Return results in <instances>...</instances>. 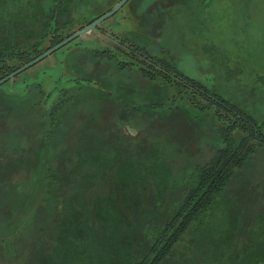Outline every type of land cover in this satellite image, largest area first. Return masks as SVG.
<instances>
[{
    "label": "rangeland",
    "instance_id": "374dc122",
    "mask_svg": "<svg viewBox=\"0 0 264 264\" xmlns=\"http://www.w3.org/2000/svg\"><path fill=\"white\" fill-rule=\"evenodd\" d=\"M119 1L65 11L60 32L67 36ZM100 28L236 94L264 120V0H131ZM114 48L93 31L0 87V264H135L154 243L152 229L164 226L149 214L167 209L171 191L181 196L196 165L224 146L214 107L137 68H110L114 86L103 92L70 88L53 122L61 91L74 84L69 64L88 70L87 52ZM102 67L108 62L95 69ZM206 219L192 223L161 264H264V146Z\"/></svg>",
    "mask_w": 264,
    "mask_h": 264
},
{
    "label": "trees",
    "instance_id": "16d2710c",
    "mask_svg": "<svg viewBox=\"0 0 264 264\" xmlns=\"http://www.w3.org/2000/svg\"><path fill=\"white\" fill-rule=\"evenodd\" d=\"M0 1L3 3L0 4V80L75 32L67 36L60 32V22L65 11L79 10L78 13H80L82 9H92V0ZM24 9L28 11L24 12ZM103 14L92 18L87 25ZM36 27L40 28L39 34H36ZM46 43H49L47 47H45ZM131 55L128 53V56ZM124 59L123 64H127L130 70L137 68L143 78L159 81L167 86H177L184 96L188 94L205 101L209 107L202 105V108L214 107L223 121L218 128V133L224 146L216 148L207 163L196 165L188 184L179 188L182 191L181 196H177L178 191L174 189L171 191L170 201L166 200L167 209L158 207L156 213L152 212L149 214L151 217H147V220H153L155 223L162 222L164 226L152 229L155 234L154 243L148 246L145 243L142 257L135 264H161L192 223L200 221V224H203L207 220V216L217 205L218 197L225 193L236 171L244 169L255 152V147L264 146V120L262 122L258 120L259 117L255 111L259 108H246L235 101L239 98L236 94L216 89L214 85H208L188 76L175 67L173 60L159 61L160 66L157 63L151 65L145 61L137 63L129 58ZM63 106L65 101L53 107L50 114L53 122L59 112L58 108ZM239 133L243 136L237 140L236 134ZM97 161H100V157ZM0 198L4 199L2 196ZM59 202V209L63 211L65 206L67 208V201L62 199ZM74 215L69 216L68 221H71ZM69 237H66L65 245L71 240ZM74 239L84 241L79 237Z\"/></svg>",
    "mask_w": 264,
    "mask_h": 264
},
{
    "label": "flooded vegetation",
    "instance_id": "af4514ba",
    "mask_svg": "<svg viewBox=\"0 0 264 264\" xmlns=\"http://www.w3.org/2000/svg\"><path fill=\"white\" fill-rule=\"evenodd\" d=\"M152 4H154V3H152ZM150 5H148V6H150ZM97 31L102 33L105 37L109 38V40L114 43V47H115L114 51L92 50V51L87 52L88 61L92 64V67H90V69H88V70L85 68L84 65L74 66V65L69 64V66H71V68L73 69V70H70V72L72 73V80H70V81H72L71 83H74V84H73V86L67 87L66 89H63L61 91V94L65 96V97H62L61 102H64L69 98V95L71 94L70 88H74L75 86L78 88H82V84H86V87H89L90 85L91 86H97L101 92H103L104 89H106V88L107 89L112 88L114 86L112 84V80L106 79L110 68L115 67V69H117V72L130 71L128 65L123 64V62L125 61L124 58H126V59L129 58L131 61H134L137 63L139 61L140 62L145 61L147 63H150L151 65H153L154 63H157V65H160L159 61H163V62L168 61L169 62L168 56L166 57L163 55V58L159 57V56L156 57V55L152 54L148 48H146L144 46H140L138 43L131 41L129 38L121 37V36H118V35L112 34V33H108L107 31H105L101 28L98 29ZM139 48H141V49H139ZM141 51H143V53ZM162 51H168V50H166L165 47H163ZM128 53H130V55L132 53V55L128 56ZM139 54H142V56L141 55L139 56ZM78 55L79 54L73 53L71 56L76 57L75 60L77 61ZM107 62L109 64V67H107V68L102 67L100 70L95 69L96 65L105 64ZM113 64H115V65H113ZM87 93H89V92L87 91ZM124 126L125 127H123V131L126 133L127 129H128L127 128L128 125H124ZM128 130L131 131V129H128Z\"/></svg>",
    "mask_w": 264,
    "mask_h": 264
},
{
    "label": "water",
    "instance_id": "95a60500",
    "mask_svg": "<svg viewBox=\"0 0 264 264\" xmlns=\"http://www.w3.org/2000/svg\"><path fill=\"white\" fill-rule=\"evenodd\" d=\"M130 0H120L115 6H113L109 11L105 12L103 15L95 19L92 23L88 24L87 26L77 30L73 34H71L69 37L65 38L62 42L55 45L54 47L48 49L44 53H42L40 56L36 57L34 60L30 61L29 63L23 65L13 73L9 74L5 78L0 80V87L3 86L6 82L14 79L16 76L21 74L22 72L28 70L29 68L33 67L34 65L38 64L45 58L49 57L56 51L62 49L63 47L69 45L74 40H76L79 37H82L84 35H87L93 31H96L98 27L105 22L106 20L110 19L111 17L115 16L117 13H119L124 6L129 2Z\"/></svg>",
    "mask_w": 264,
    "mask_h": 264
}]
</instances>
